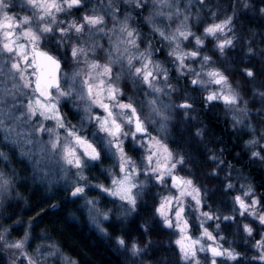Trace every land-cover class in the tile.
<instances>
[{"label": "snow or ice", "instance_id": "1", "mask_svg": "<svg viewBox=\"0 0 264 264\" xmlns=\"http://www.w3.org/2000/svg\"><path fill=\"white\" fill-rule=\"evenodd\" d=\"M218 105L264 176V0H0V264H81L53 234L85 227L118 264H264Z\"/></svg>", "mask_w": 264, "mask_h": 264}, {"label": "trees", "instance_id": "2", "mask_svg": "<svg viewBox=\"0 0 264 264\" xmlns=\"http://www.w3.org/2000/svg\"><path fill=\"white\" fill-rule=\"evenodd\" d=\"M242 66V65H241ZM234 79H238V76L233 77ZM239 163L238 161H235ZM20 177H27L23 172H19ZM17 188L21 195L29 196L31 195L30 204L34 203L40 196L41 190L36 189L33 190L31 182L28 180L21 181L20 184L17 185ZM51 203V201H49ZM41 207H45L44 204H40L38 207L34 209L35 211H39ZM16 211H19V208H16ZM34 212L27 213L23 219L27 220L28 216L34 215ZM54 216L50 214L45 217L44 223H47L48 220L53 219ZM17 219V217L13 216L12 220ZM136 223L137 221H133L128 231L131 234H136ZM43 224L38 225V227H42ZM111 230V228H110ZM54 238L61 240L64 246V250L73 258H77L81 260V264H83L84 260L89 261V264H118V261L113 256V254L108 250L106 245L103 244H93L96 240L94 235H88L87 227L84 228V231L74 230V231H65L63 236H60L57 233H54ZM79 253V255H78Z\"/></svg>", "mask_w": 264, "mask_h": 264}, {"label": "flooded vegetation", "instance_id": "3", "mask_svg": "<svg viewBox=\"0 0 264 264\" xmlns=\"http://www.w3.org/2000/svg\"><path fill=\"white\" fill-rule=\"evenodd\" d=\"M202 118L205 119V122H207L211 129L215 133L214 138H219L221 143L217 144H208V148H220L224 147L226 151L223 153V157L225 158V168L223 171H221V176L223 177L224 172L227 171V164L229 162L233 163L237 168H243L250 176L255 178V181L257 184L264 183V176L261 175V173L255 168H249L246 155H242L240 158L239 163H236V154L241 151V147L243 142L240 140H237L233 133L230 131V128L226 125L230 124L229 121H226L224 119L225 111L222 106L218 105L216 107V113L209 115L207 113H201ZM217 116L220 117L217 119ZM196 126H199L198 124ZM194 131V128H193ZM209 167H214V165H210ZM235 175V173L233 174ZM215 183V181H213ZM240 182H237V187L239 186ZM258 191L260 189H257ZM236 193L233 192L231 195H235ZM227 211V209H225ZM258 238V237H257Z\"/></svg>", "mask_w": 264, "mask_h": 264}, {"label": "rangeland", "instance_id": "4", "mask_svg": "<svg viewBox=\"0 0 264 264\" xmlns=\"http://www.w3.org/2000/svg\"><path fill=\"white\" fill-rule=\"evenodd\" d=\"M238 67H243V65L241 66L240 64H237ZM239 77V76H238ZM67 111V110H65ZM70 120L73 121V123H75L78 119H79V116H76V117H73L71 115H69L68 117ZM248 137H243V139H247ZM243 139H240L241 142H243ZM5 151H7L8 149L5 148L4 149ZM13 156L15 157L16 156V153L13 152ZM13 166H15L19 172H23V174H25L26 176L29 175L28 171H25L24 170V165L22 163H20L19 161L17 160H14L13 162ZM0 168H4V165L2 163H0ZM98 175V174H97ZM29 182H31L30 178L28 179ZM89 195H96V193H89ZM103 207L107 208V207H110L111 205L110 204H104L102 205ZM15 220V219H14ZM14 220H3V219H0V227H8L10 224L13 223ZM214 227V224L212 225ZM117 228L119 227V225L116 226ZM112 230V229H111ZM129 230V229H128ZM23 229H13V236L17 235L18 232H22ZM130 232L132 231H129V234L130 235H135V234H131ZM133 233V232H132ZM198 234V233H196ZM173 239H175V237H173Z\"/></svg>", "mask_w": 264, "mask_h": 264}]
</instances>
